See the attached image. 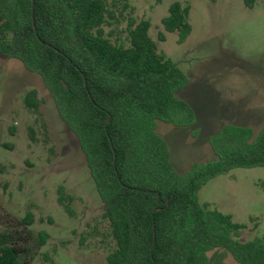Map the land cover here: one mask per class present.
<instances>
[{"label": "trees", "instance_id": "trees-1", "mask_svg": "<svg viewBox=\"0 0 264 264\" xmlns=\"http://www.w3.org/2000/svg\"><path fill=\"white\" fill-rule=\"evenodd\" d=\"M127 1L0 0V55L41 77L60 119L77 136L115 243L106 264H206L212 248L226 250L239 264H264V236L238 240L243 224L198 200L209 179L234 168L264 167V126L254 133L226 125L211 137L212 159L177 172L157 121L175 127L194 122L192 107L176 96L187 77L158 52L148 19L128 17V45L112 42L104 26L117 21V5L124 9ZM189 8L173 0L161 19L164 32L177 31L178 43L191 32ZM23 102L36 114L29 140L38 141L39 123L47 142L37 91H27ZM59 192L68 208L71 196L62 186ZM32 221L28 212L24 228ZM39 235L43 244L47 233ZM25 241L0 233V264H29L21 259L29 252Z\"/></svg>", "mask_w": 264, "mask_h": 264}, {"label": "rangeland", "instance_id": "rangeland-1", "mask_svg": "<svg viewBox=\"0 0 264 264\" xmlns=\"http://www.w3.org/2000/svg\"><path fill=\"white\" fill-rule=\"evenodd\" d=\"M172 1L128 0L124 9L119 2L117 21L110 20L104 31L127 46L128 17L148 19L158 52L185 73L187 84L176 96L192 107L194 122L175 127L157 121L174 168L185 173L214 157L211 137L226 125L248 126L254 133L264 126V0H179L190 7L191 32L182 43L177 31L164 32L161 25ZM31 89L40 100L47 142L39 123L38 141L29 140L36 114L23 96ZM60 186L72 198L65 199L68 208L58 201ZM198 200L243 224L238 240L264 236V167L217 175L199 189ZM102 211L77 136L60 119L43 80L19 60L0 55V233L26 239L29 252L21 259L29 264H106L115 243ZM28 212L33 221L26 229L22 219ZM40 232L47 233L43 244ZM206 264L239 263L226 250L212 248Z\"/></svg>", "mask_w": 264, "mask_h": 264}]
</instances>
